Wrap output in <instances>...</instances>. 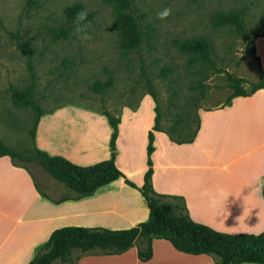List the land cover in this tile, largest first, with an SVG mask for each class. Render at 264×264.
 <instances>
[{"label": "rangeland", "instance_id": "obj_1", "mask_svg": "<svg viewBox=\"0 0 264 264\" xmlns=\"http://www.w3.org/2000/svg\"><path fill=\"white\" fill-rule=\"evenodd\" d=\"M75 4L84 11L71 21L65 10ZM231 10L245 12L247 38L231 25H216L214 17ZM133 12L145 41L125 52L104 0H0V141L21 152L24 159L16 162L45 183L58 185L34 149L41 113L67 108L75 112L71 117L90 119L101 135L100 114L124 113L128 124L126 107L142 105L143 117L148 111L156 115L157 106L162 126L182 115L195 127L202 110L225 103L235 89L247 92L258 84L264 0H134ZM202 36L212 43L214 67L193 62L180 46ZM254 38L259 62L249 51ZM109 80L112 86L98 92L97 84ZM15 90L29 92L32 104L17 105ZM94 253L74 250L71 262L56 264H76L82 254Z\"/></svg>", "mask_w": 264, "mask_h": 264}, {"label": "crops", "instance_id": "obj_2", "mask_svg": "<svg viewBox=\"0 0 264 264\" xmlns=\"http://www.w3.org/2000/svg\"><path fill=\"white\" fill-rule=\"evenodd\" d=\"M260 62L264 74L263 57ZM141 108H125L131 110L128 124L124 113L119 117L116 165L122 176L92 196L56 204L38 192L30 170L0 158V264H29L61 228L126 230L146 222L149 208L140 188L149 169L154 190L183 197L194 221L231 235L264 232V90L202 110L191 143L176 144L155 132L151 165L148 135L156 115L141 117ZM66 109L39 119L34 147L80 166L109 159L112 128L106 115H99V135L90 119L71 117L75 112ZM152 248L146 262L135 245L120 255L82 254L76 264H215L213 256L184 254L165 240L155 239Z\"/></svg>", "mask_w": 264, "mask_h": 264}, {"label": "trees", "instance_id": "obj_3", "mask_svg": "<svg viewBox=\"0 0 264 264\" xmlns=\"http://www.w3.org/2000/svg\"><path fill=\"white\" fill-rule=\"evenodd\" d=\"M111 5L114 24L118 32L120 46L125 52L139 50L145 41V32L139 19L133 12L134 0H104ZM84 11L81 4L67 7L65 15L71 21L77 19ZM245 12L231 10L229 13L219 12L214 20L216 25H231L244 38H247L245 26ZM258 38V37H257ZM250 44V54L259 62L256 55V40ZM184 52L192 56V61L215 66L213 46L207 37L189 39L180 45ZM260 79L250 91L236 90L228 97L226 104L234 98L248 96L256 91L264 90V74L259 68ZM112 86V81L104 85L98 83L97 91ZM14 102L22 107L32 104L29 92L15 90ZM36 122L35 131L39 119ZM112 128L110 142V158L90 166H80L62 156H50L47 152L34 147L38 163L43 171L58 185L45 183L30 171L38 192L56 204L70 200H80L92 196L100 188L111 184L122 176L116 165V142L119 135L120 119L105 113ZM200 128L198 117L196 126L185 120L181 115L168 126H162V119L156 106V116L153 131L148 135V163L154 152L155 132H164L176 144H188L195 140ZM10 157L23 161L24 155L15 151L0 141V158ZM23 165L22 163L16 162ZM26 167L25 165H23ZM28 170L29 168L26 167ZM46 181V179H45ZM131 186L136 187L130 181ZM140 191L147 201L149 218L137 227L126 230H110L105 228L65 227L56 230L51 235L41 252H38L29 264H55L58 261L71 262L74 250L83 253L99 250L104 255H120L138 246L141 261L152 259V244L155 239L169 242L172 247L188 255H209L215 258V264H264V232L253 234L231 235L218 232L207 225L194 221L188 213L185 200L179 196H165L158 194L152 185V170L145 174L144 185ZM77 260V259H76ZM75 260V261H76Z\"/></svg>", "mask_w": 264, "mask_h": 264}]
</instances>
